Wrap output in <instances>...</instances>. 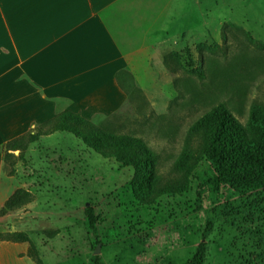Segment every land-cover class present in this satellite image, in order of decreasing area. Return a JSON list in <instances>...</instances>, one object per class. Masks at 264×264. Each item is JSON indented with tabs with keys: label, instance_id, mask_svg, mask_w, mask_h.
Wrapping results in <instances>:
<instances>
[{
	"label": "rangeland",
	"instance_id": "374dc122",
	"mask_svg": "<svg viewBox=\"0 0 264 264\" xmlns=\"http://www.w3.org/2000/svg\"><path fill=\"white\" fill-rule=\"evenodd\" d=\"M183 5L174 26L181 32L137 74L144 88L125 76L127 104L92 121L142 138L157 153L163 183L204 112L223 102L247 125L251 105L264 103V47L247 37L264 44V0ZM168 53L174 71L163 62ZM1 161V185L20 193L15 208L0 211V240L26 236L19 243L40 264H186L200 242L203 264H264V189L240 195L217 182L207 158L184 191L159 196L131 166L69 132L41 135Z\"/></svg>",
	"mask_w": 264,
	"mask_h": 264
},
{
	"label": "crops",
	"instance_id": "0c3cea01",
	"mask_svg": "<svg viewBox=\"0 0 264 264\" xmlns=\"http://www.w3.org/2000/svg\"><path fill=\"white\" fill-rule=\"evenodd\" d=\"M185 1L0 0V145L64 111L119 113L125 76L144 88L137 74L181 32ZM8 197L0 183V205ZM0 264L36 262L0 240Z\"/></svg>",
	"mask_w": 264,
	"mask_h": 264
},
{
	"label": "trees",
	"instance_id": "16d2710c",
	"mask_svg": "<svg viewBox=\"0 0 264 264\" xmlns=\"http://www.w3.org/2000/svg\"><path fill=\"white\" fill-rule=\"evenodd\" d=\"M247 37L256 45L264 47V44L248 34ZM170 56V53L166 54L163 62L174 71L175 68L169 62ZM195 73L203 77L200 69L195 70ZM56 131L72 133L101 156L113 157L121 165L131 166L156 196L184 191L189 174L203 158L213 163L217 182L229 186L240 195L264 189V103L254 102L251 105L247 125L241 124L223 102L199 116L187 128L181 150L170 169L173 176L165 183L155 170L157 153L142 138L116 133L106 124H95L72 111L61 112L35 124L27 132L0 145V153L4 152L2 158L8 156L9 150L22 149L26 144L37 141L41 135ZM19 193L16 191L10 195L0 211L15 208ZM89 225L95 232L92 218H89ZM15 237L13 242L26 241V236ZM204 255L205 243L200 242L186 264H203ZM29 256L33 257L31 254Z\"/></svg>",
	"mask_w": 264,
	"mask_h": 264
}]
</instances>
